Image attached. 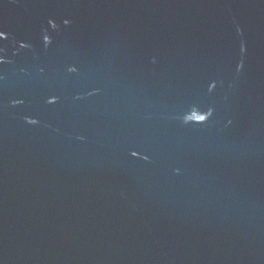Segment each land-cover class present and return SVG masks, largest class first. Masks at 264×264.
I'll list each match as a JSON object with an SVG mask.
<instances>
[{"label":"water","instance_id":"water-1","mask_svg":"<svg viewBox=\"0 0 264 264\" xmlns=\"http://www.w3.org/2000/svg\"><path fill=\"white\" fill-rule=\"evenodd\" d=\"M0 264H264V0H0Z\"/></svg>","mask_w":264,"mask_h":264}]
</instances>
